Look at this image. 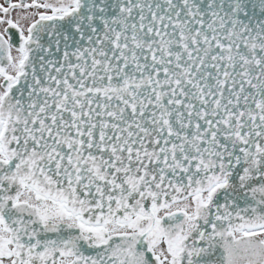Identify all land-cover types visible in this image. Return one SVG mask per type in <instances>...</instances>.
<instances>
[{"label": "snow or ice", "instance_id": "obj_1", "mask_svg": "<svg viewBox=\"0 0 264 264\" xmlns=\"http://www.w3.org/2000/svg\"><path fill=\"white\" fill-rule=\"evenodd\" d=\"M0 264H264V0H0Z\"/></svg>", "mask_w": 264, "mask_h": 264}]
</instances>
